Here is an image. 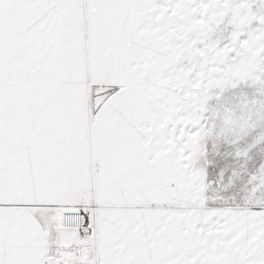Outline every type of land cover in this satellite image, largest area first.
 <instances>
[{"label":"snow or ice","instance_id":"snow-or-ice-1","mask_svg":"<svg viewBox=\"0 0 264 264\" xmlns=\"http://www.w3.org/2000/svg\"><path fill=\"white\" fill-rule=\"evenodd\" d=\"M155 6L0 0V264H264V205L194 204L200 169L148 131L130 37Z\"/></svg>","mask_w":264,"mask_h":264},{"label":"rangeland","instance_id":"rangeland-1","mask_svg":"<svg viewBox=\"0 0 264 264\" xmlns=\"http://www.w3.org/2000/svg\"><path fill=\"white\" fill-rule=\"evenodd\" d=\"M178 53L160 85L192 112L210 203L264 205V0H156Z\"/></svg>","mask_w":264,"mask_h":264},{"label":"crops","instance_id":"crops-1","mask_svg":"<svg viewBox=\"0 0 264 264\" xmlns=\"http://www.w3.org/2000/svg\"><path fill=\"white\" fill-rule=\"evenodd\" d=\"M140 15L144 19L145 26L139 32L133 31L130 37L132 41L131 58L136 60V67L133 69L137 73L136 78L142 80L147 75L150 80L146 94L147 101L150 103L143 105L141 112L147 113L149 108H157L153 120L158 123L155 124V128H149L148 131L158 133L167 127V138L163 140L164 150L161 152V156L167 158L174 155L176 166L184 164L187 167L185 163L187 161L200 169L194 179V182L198 181L199 183L197 193L192 200L194 204L199 202V205L203 207L204 193L207 192L208 208L243 216L248 209L225 211L210 203L207 173L204 166L200 165L195 118L184 101L160 85V82L172 69L178 53V36L172 19L157 3L155 7L144 10ZM188 131H191L193 135H188ZM181 135L186 137V142L183 144V148H178ZM185 149L190 150L187 156L184 154ZM225 224L224 219H220L216 223L206 219L201 227L206 230V233L215 235L217 229H223ZM253 227H259L260 230L256 231L250 243L264 237V225H248V230ZM212 246L217 247L218 245L213 242Z\"/></svg>","mask_w":264,"mask_h":264}]
</instances>
